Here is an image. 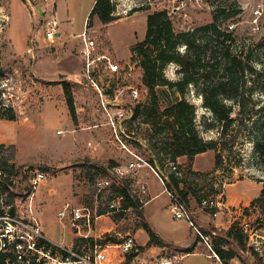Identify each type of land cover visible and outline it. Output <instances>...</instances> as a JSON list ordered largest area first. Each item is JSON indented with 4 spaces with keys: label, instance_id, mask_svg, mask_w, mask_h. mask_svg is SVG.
<instances>
[{
    "label": "rangeland",
    "instance_id": "1",
    "mask_svg": "<svg viewBox=\"0 0 264 264\" xmlns=\"http://www.w3.org/2000/svg\"><path fill=\"white\" fill-rule=\"evenodd\" d=\"M94 2L0 0V102L12 107L16 115L13 120L0 118V145H3L0 157L18 171L12 177L14 200L25 202L18 196L28 190L29 175L40 170L46 177L34 190L32 208L45 233L54 240L70 243L76 237L68 222L65 221V226L56 216L61 204L70 201L89 207L93 214H100L92 225L91 234L99 235L104 241L132 233L137 242L142 243L149 237L145 229L138 228L143 220L167 242L185 243L194 238L192 244L198 254L189 255L186 263L218 264L215 258L207 256L212 250L204 243H198L187 219L171 216L172 190L147 161V146L151 143L148 126L140 119L130 122L131 138L123 140V147L114 136L112 126L106 123L108 118L101 108L98 90L110 88L112 93L123 89L129 105V86L144 87L141 66L131 56L130 46L143 39L146 15L162 9L167 10L175 31H186L210 23L213 5L217 2L233 3L227 11L229 16L224 17L220 25L233 32L236 45L244 46L245 50L252 49V63L256 68H264V0H114V20L102 24L93 18L88 26ZM37 7L44 9V15L37 12ZM256 8L259 11L254 13ZM47 20L57 23L52 42L44 37ZM83 31L84 38L81 36ZM90 40L92 45L88 43ZM100 54L122 60L119 71L104 70L106 61L103 57L88 66L87 61ZM162 72L170 81L181 78L180 65L175 62L166 64ZM63 80L71 85L74 117L67 107ZM251 84V79L247 80L241 89L246 93L248 109L243 122H235L225 134L213 112L203 104L201 91L206 86L203 78L189 84L184 95L195 105V124L200 135L217 142L221 163L214 170L215 150L204 151L195 158L194 166L207 174L196 175L189 171L185 158H177L183 171L180 186L187 191V207L192 211L194 222L204 230H215L217 235L232 222L246 220L251 226L260 220L263 225L255 231L264 237V198L251 205L264 186V147L259 150L252 141L264 130L258 120L264 116V92L255 83L248 94ZM157 92L161 106L180 96L175 87L166 85H159ZM144 94L141 91L142 97ZM223 102L233 104L229 99H223ZM220 143L227 147L221 148ZM139 159L145 161L146 170L138 169L136 165L116 177L98 169L102 165L112 167ZM102 178H108L109 184L98 189L95 182ZM121 183L142 203L141 209L111 210L109 204L113 199L121 208L122 199L115 190ZM204 196L221 200L222 206L216 217L199 205L200 197ZM139 210L141 214H138ZM257 239L260 243L264 240L256 235L249 236L248 245L254 247L253 241ZM167 244L157 246L154 253L145 246L141 248L147 255L165 257L177 253L181 256V264L187 252L183 247ZM257 254L260 259L246 250L240 251V257L230 262L264 264L262 255Z\"/></svg>",
    "mask_w": 264,
    "mask_h": 264
},
{
    "label": "trees",
    "instance_id": "2",
    "mask_svg": "<svg viewBox=\"0 0 264 264\" xmlns=\"http://www.w3.org/2000/svg\"><path fill=\"white\" fill-rule=\"evenodd\" d=\"M232 4L217 2L213 5L210 23L186 31L174 30L165 9L148 13L143 39L130 46L131 56L138 60L141 66V82L149 96L144 104L133 106L132 117L134 121L140 119L148 126L151 143L149 142L147 146L149 151L147 161L157 172L168 160L176 161L178 157L185 156L189 171H193L196 175H206L207 172L194 171L191 166L195 155L207 150H215L214 170L220 166L221 159L220 152L216 148L217 142L204 139L200 135L195 124V105L184 97L189 84L196 83L199 78H203L206 83L201 91L203 104L221 123L222 134H225L235 122H243L244 114L248 109L244 98L246 93L241 89L246 85L247 80L251 79L252 83L248 94H251L255 83H258L264 92V68H256L253 65L252 49L245 50L244 46L236 45L237 38L233 32L220 25L224 17L229 16L227 11L233 6ZM114 10V0H95L89 12L88 26L91 25L93 18L102 24L110 23L114 20ZM170 62L180 65L181 78L179 80L170 81L164 78L162 71ZM245 73L250 76L245 77L247 76ZM159 85L175 87L180 96L161 106L157 92ZM63 92L69 112L74 117L73 93L70 82L67 80H63ZM223 99H229L233 104H226ZM0 118L13 120L16 115L12 107L4 106L0 102ZM259 119L264 127V116ZM156 137L160 138L156 139ZM152 138L155 140L153 141ZM252 141L257 149L262 150L264 130L261 131L260 136L252 138ZM220 144L223 149L227 147L225 143ZM2 147L3 145H0V153ZM0 158V166L8 171L9 175L18 173L12 164ZM112 167L102 165L98 169L109 174V169ZM7 179L8 177L3 180L4 184H0L2 189L8 183ZM181 179L183 178L169 174V179L164 180V183L187 204V191L185 187L180 186ZM115 190L121 196V208L141 209L142 203L127 191L125 184L121 183ZM259 194L251 201V205L264 198V186L261 187ZM201 198L203 197H200V200ZM138 214H141V210ZM141 221L138 228L145 229L149 234L145 247L168 245L148 224ZM262 225L263 221L257 220L251 225V229L254 231ZM248 237V232L244 231L238 222H232L221 235L213 238L212 248L224 264H231L230 261L233 258H239L240 251L244 250L257 259L259 258L258 252L248 245ZM111 240L116 241L117 239L114 237ZM183 250L189 252L190 248H183Z\"/></svg>",
    "mask_w": 264,
    "mask_h": 264
},
{
    "label": "built area",
    "instance_id": "3",
    "mask_svg": "<svg viewBox=\"0 0 264 264\" xmlns=\"http://www.w3.org/2000/svg\"><path fill=\"white\" fill-rule=\"evenodd\" d=\"M49 1V0H43ZM39 13V8H36ZM259 11L258 8L254 13ZM40 14L44 15V9L41 7ZM230 27H233L231 24ZM57 23L55 20L46 21L44 37L48 42H52L56 36ZM84 31L81 36L84 35ZM84 38V36H83ZM89 45H92L90 40ZM85 53V52H84ZM105 59L104 70L110 73L118 72L121 67V61L115 60L105 54L97 55L88 60V66L96 59ZM128 63H126L127 65ZM89 74V70H86ZM128 98L130 104L125 101L123 89L110 92L109 89L98 90L100 95V104L108 121L113 128L114 136L117 141L125 147L124 139L131 138L128 130V124L133 122V106L135 104H144L147 97L145 87L138 88L129 86ZM141 91L145 94L142 97ZM132 102V103H131ZM128 121V122H127ZM145 163L139 159L137 162L128 164H116L109 169L114 176H121L124 171L133 169L136 165L141 166ZM161 180H168L169 174L174 177L182 178L183 171L177 161L168 160L164 169H159ZM14 175H9L8 171L0 166V184L8 177L4 189L0 187V264H180L181 256L177 253L169 256L147 255L143 252L142 246L138 245L131 233H127L121 238L113 240H102L99 235L91 234L92 225L100 214H93L89 207L74 205L70 201H65L56 211V216L63 225L68 226L70 231L76 237L70 243L65 241H56L45 233L40 219L32 208V197L38 184L44 180L46 173L40 170L34 171L28 177V190L18 197L25 202H16L15 194L12 191ZM98 189H102L109 184L108 178H102L95 182ZM172 201L169 211L174 219L185 217L198 238V243H204L212 253L208 257L215 258L218 264H224L212 248V240L217 233L215 230H204L200 224L193 220L192 211L187 204L171 191ZM25 197V198H24ZM121 197V196H120ZM27 204L26 207L25 204ZM199 205L206 209L212 217H216L222 206L221 200L217 197H203ZM19 206L21 208H19ZM111 210L120 211L113 199L109 204ZM66 221V222H65ZM242 229L248 232L250 238L253 235L264 239L262 235L256 234L246 220L238 222ZM254 249L264 258V240L253 241Z\"/></svg>",
    "mask_w": 264,
    "mask_h": 264
},
{
    "label": "crops",
    "instance_id": "4",
    "mask_svg": "<svg viewBox=\"0 0 264 264\" xmlns=\"http://www.w3.org/2000/svg\"><path fill=\"white\" fill-rule=\"evenodd\" d=\"M39 8V13H41L40 12V9H41V7H38ZM105 124V123H104ZM203 152H201V153H198V154H202ZM198 154L197 155H195V157H194V159H193V162H192V166H191V169L192 170H194V171H202V170H199L198 168H196L195 166H194V161H195V158L198 156ZM179 158H185L186 159V157L185 156H180V157H178V159ZM150 167L153 169V167L150 165ZM138 169H145L144 168V165L142 166H138ZM146 170V169H145ZM140 231H142V230H140ZM132 234V233H131ZM134 237V236H133ZM52 238V237H51ZM135 238V237H134ZM148 238L149 237H147L142 243H138L137 242V240H136V238H135V241H136V243L138 244V245H140V246H144L145 244H146V242L148 241ZM54 239V238H53ZM164 242H166V243H173V244H175V245H178V246H180V247H183V248H190V251L189 252H187L186 253V255L184 256V258H183V264H191V262H193V261H190V262H188V263H186V259H187V257L189 256V255H195V254H198V252H196L195 250H194V245L192 244V242L194 241V238H191L190 240H188L187 242H185V243H180V242H177V241H172V242H167L164 238H161ZM196 244H197V242H196ZM198 245V244H197ZM148 248V251L150 252V253H154L155 251H156V248H157V246H150V247H147ZM195 248H197L196 247V245H195ZM150 255H153V254H150ZM197 260H195V262H196ZM181 263V264H182Z\"/></svg>",
    "mask_w": 264,
    "mask_h": 264
}]
</instances>
